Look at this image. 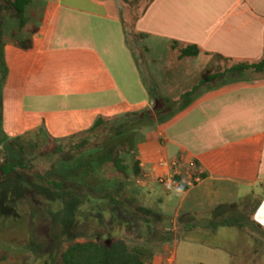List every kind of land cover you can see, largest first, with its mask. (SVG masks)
<instances>
[{
  "label": "crops",
  "instance_id": "obj_1",
  "mask_svg": "<svg viewBox=\"0 0 264 264\" xmlns=\"http://www.w3.org/2000/svg\"><path fill=\"white\" fill-rule=\"evenodd\" d=\"M26 17L23 28L0 22L7 67L4 138L65 142L99 118L113 123L162 100L180 110H167L173 115L137 132L139 174L129 167L120 172L127 178L112 176L129 195L113 197L119 206L99 212L112 214L111 225L130 229L135 244L128 247L142 250L148 264H177L178 251L193 247L215 257L221 252L228 263L264 264V77L229 72L264 57V0H30ZM29 39L31 47L22 48ZM159 44L167 59L173 53L204 67L218 61L223 69L174 97L150 87L141 74L137 51L153 76L155 59L148 54ZM190 46L199 55L181 57ZM211 75L219 77L202 89ZM178 159L180 180L186 162L194 160L201 181L186 189L170 179L161 183L172 177V168L158 163ZM233 228L234 241L226 238ZM157 230L162 240L152 251L146 241Z\"/></svg>",
  "mask_w": 264,
  "mask_h": 264
},
{
  "label": "rangeland",
  "instance_id": "obj_2",
  "mask_svg": "<svg viewBox=\"0 0 264 264\" xmlns=\"http://www.w3.org/2000/svg\"><path fill=\"white\" fill-rule=\"evenodd\" d=\"M138 12L139 10L136 11ZM4 15L0 12V22L6 20V27L13 28L17 23L20 24L18 19H6ZM18 38H21V35ZM159 46V50L155 51L152 48L148 54L155 59L152 64L153 76L149 75L137 51L141 74L150 87L158 86L163 91H170L174 97L179 96L186 89L190 90L207 74L223 69L218 61L210 62L204 67L203 62L200 63L194 59L178 61L173 53L167 59L166 52L162 49L163 45L159 44ZM242 76L260 79L264 77V73L251 72L250 75L242 74ZM207 85L210 84H201L200 87L203 89ZM178 101L179 106L184 104L183 100ZM160 119H163V115L159 116ZM133 139L131 134L120 133L104 139L101 146L80 151L75 158L68 159L71 153L68 146L60 155L52 152L63 141L25 137L23 143L27 142L28 145L23 156L27 160L26 166L30 167L26 170L30 176L29 179L6 181L0 184L2 186L0 189V264H59L60 254L66 248L76 242L87 240L110 243L123 238L127 244L134 245L135 241L132 238L134 236L131 235L130 229L111 225L112 214L99 212V208L104 205L119 206L111 200L113 197L124 199L129 195V191L123 184L111 181L112 176L122 170L127 173L130 170L129 167L136 175L139 174L135 168L136 162L139 165V161L133 149L137 141ZM8 143L4 141L0 145V158L6 154L14 159L17 156L20 157V150L18 148L15 150ZM119 147L124 149L118 153L124 161L123 167H117L114 162L116 150ZM42 155L45 157L41 160ZM126 173H120L121 177L127 178ZM42 176L51 177L54 181L64 180L66 187L75 192L71 195L55 190L41 181ZM121 209L128 211L125 207ZM101 215L102 218H100ZM153 221L158 223L157 219ZM229 231L230 234L226 238L232 241L237 240L238 230L233 228ZM161 240L162 236L157 230L146 241L149 244L147 247L157 251ZM217 240L214 239L213 243L223 244L222 241ZM238 250V247H235L232 252L235 253ZM210 253L213 252L197 247L190 250L180 249L177 264H199L200 261H205L207 264H237L236 260L228 263L221 252H215L216 257Z\"/></svg>",
  "mask_w": 264,
  "mask_h": 264
},
{
  "label": "trees",
  "instance_id": "obj_3",
  "mask_svg": "<svg viewBox=\"0 0 264 264\" xmlns=\"http://www.w3.org/2000/svg\"><path fill=\"white\" fill-rule=\"evenodd\" d=\"M151 1V0H147ZM30 4V0H0V12L4 13L7 19H18L20 27L23 28L27 23L26 9ZM36 29H33L34 33ZM32 41L26 40L20 43V46L24 49L30 48ZM3 42L0 39V128H1V113H2V88L6 80L7 67L3 54ZM200 53L197 46H190L181 51V57H196ZM251 71L255 73H264V57L257 62L253 63H240L232 67L229 72L244 73ZM219 75H211L200 84L204 85L209 81H213L218 78ZM197 89V88H196ZM195 89V90H196ZM153 94V93H151ZM162 99V98H160ZM154 103L152 109H143L136 112L125 114L113 123L106 121L103 118H99L95 121L93 126L83 134L73 135L67 139L64 144L57 146L52 152L60 155L64 153L65 147H69L70 155L68 159L75 158L81 151L88 150L92 147L101 146L103 140L106 138L114 137L120 133L135 136L139 130L151 129L163 120L172 116L180 109L170 108L167 103L161 102ZM166 104V105H165ZM167 110H175L172 115H167ZM163 115V119L159 120V116ZM49 139V138H48ZM25 137L17 138L14 140H6L0 131V145L4 141H8L9 145L15 150H20V157L13 158L10 155L0 158V184L8 182H16L21 179H29V175L26 170L30 167L26 166L27 160L24 158V151L28 143H23ZM39 142V141H38ZM40 143V142H39ZM135 145L133 146V149ZM124 150L121 147L117 148L116 156L114 158L115 165L117 167H123V160L119 157V151ZM23 156V157H22ZM45 155L40 156L41 160ZM138 162L135 164L136 172L138 170ZM124 171V170H122ZM179 179V178H177ZM41 181L45 182L48 186H51L55 190H59L63 193L73 194L72 191L66 187L64 180L54 181L51 177L42 176ZM180 187L186 189L187 186L180 184ZM2 186H0V189ZM113 200V199H111ZM228 225V224H225ZM59 264H148L145 259V254L140 249H131L128 247L127 242L124 239L112 241L110 243L98 242L94 240H87L85 242H76L66 248L60 254Z\"/></svg>",
  "mask_w": 264,
  "mask_h": 264
},
{
  "label": "built area",
  "instance_id": "obj_4",
  "mask_svg": "<svg viewBox=\"0 0 264 264\" xmlns=\"http://www.w3.org/2000/svg\"><path fill=\"white\" fill-rule=\"evenodd\" d=\"M182 160H173L171 162H166V161H160L158 163L159 166L163 165H169L172 168V177L170 178H163L161 177L159 181L161 183H166L169 179L172 181V183L176 184H184L187 187L193 186L194 184L198 183L202 179V172L200 171V167L197 165V163L194 160H189L186 162V168L184 170V177L180 180L177 179L179 177H182L181 172V165ZM179 176V177H178Z\"/></svg>",
  "mask_w": 264,
  "mask_h": 264
},
{
  "label": "clouds",
  "instance_id": "obj_5",
  "mask_svg": "<svg viewBox=\"0 0 264 264\" xmlns=\"http://www.w3.org/2000/svg\"><path fill=\"white\" fill-rule=\"evenodd\" d=\"M177 191H179V189Z\"/></svg>",
  "mask_w": 264,
  "mask_h": 264
}]
</instances>
